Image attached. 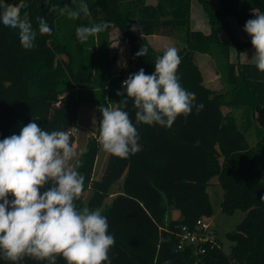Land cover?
<instances>
[{"label":"trees","instance_id":"16d2710c","mask_svg":"<svg viewBox=\"0 0 264 264\" xmlns=\"http://www.w3.org/2000/svg\"><path fill=\"white\" fill-rule=\"evenodd\" d=\"M83 2L90 15L81 13L78 19H69L59 8L49 12L51 4L46 0H24L27 7L21 9V17L26 12L37 33L31 49L21 46L18 30L0 23V141L19 135L23 126L36 122L49 132L66 131L72 145L80 102H96V132L87 137L72 163L79 161L76 170L84 177L83 191L74 203L78 210L99 209L107 217L108 233L115 238L109 252L111 264H264V73L253 62L230 57L233 51L238 58L251 45L239 38L230 19L245 26L249 19L264 13V0ZM194 2L206 16L208 32L189 28ZM0 3L16 5L20 0ZM52 3L78 10L81 0ZM37 17L45 19L50 35L39 33ZM102 22L109 24L105 31L84 43L77 39L78 27ZM114 29L127 44V72L113 66L120 51V46L111 49ZM183 29L186 45L178 50L181 63L177 76L185 90L195 93L192 111L178 116L170 128L136 124L137 109L133 100L127 99L122 81L141 68L146 74L154 73L156 58L164 52L152 47L148 35L179 37ZM221 32L227 34V40L221 39ZM141 47H147L148 52L138 57ZM194 52L215 60L225 84L222 91L212 92L204 85ZM113 104L129 113L140 150L126 159L108 154L101 176L93 179L102 119L98 109ZM200 104L202 110L197 108ZM222 107L241 109L245 127L256 120L254 145L248 144L231 110L225 113ZM212 176L222 188L221 211L245 212L235 229L226 233L232 241L231 251L226 254L216 236L217 244L205 243L202 253L191 246L177 249L179 226H192L197 218L211 214L206 187ZM114 185H118L116 191ZM50 187L46 184L41 193ZM8 199H13L11 194ZM172 208L180 210L179 218H171ZM0 264L12 262L0 258ZM19 264L48 262L25 257ZM56 264L66 261L60 256Z\"/></svg>","mask_w":264,"mask_h":264},{"label":"clouds","instance_id":"9594fccd","mask_svg":"<svg viewBox=\"0 0 264 264\" xmlns=\"http://www.w3.org/2000/svg\"><path fill=\"white\" fill-rule=\"evenodd\" d=\"M49 12L58 8L69 19L90 15L89 7L81 0L78 10L67 5L59 7L52 0ZM24 0L19 4L0 3V23L18 30L24 49L33 48L37 33L25 12ZM40 34H51L44 18L37 17ZM107 22L80 26L76 37L86 42L89 37L105 31ZM244 31L251 37L255 54L251 61L264 73V13L249 19ZM147 47H141L136 56H146ZM181 63L179 51L168 47L154 63L155 71L146 74L141 68L122 82L127 99L131 98L136 124L170 128L178 116L191 113L195 93L185 90L177 76ZM118 96L123 95L117 92ZM127 99L123 104L126 107ZM203 104L197 106L202 110ZM102 114L99 144L103 150L126 159L140 150L137 128L129 113L120 107L98 109ZM77 152L66 131H46L36 122L23 126L19 135L0 141V258L19 264L25 257L56 264L62 256L66 264H111L110 249L115 238L108 233L107 217L99 209L78 210L74 201L84 187V177L71 162ZM51 187L41 193L46 184ZM9 194L13 199H8Z\"/></svg>","mask_w":264,"mask_h":264},{"label":"rangeland","instance_id":"374dc122","mask_svg":"<svg viewBox=\"0 0 264 264\" xmlns=\"http://www.w3.org/2000/svg\"><path fill=\"white\" fill-rule=\"evenodd\" d=\"M148 2H155L156 0H147ZM216 2V0H211ZM202 8L196 2L192 3V14L190 18L189 28L191 29H199L205 32H208V21L206 20V16L201 10ZM230 23L234 31L238 34L239 38L245 41L251 42V37L244 31V26H239L236 24L234 20L230 19ZM134 30L138 31V28L134 26ZM186 29L179 31L178 34H174L171 36H161V35H148L147 40L152 45V47L159 51H165L168 47H175L178 50L186 45L183 41L185 37ZM111 49L113 50L115 47L120 46V51L118 53V57L114 60L113 66L122 70L123 72H127L129 70V65L127 63V44L121 41V37L116 29H114L111 33ZM220 37L222 40H227V34L224 32L220 33ZM255 54V49L252 44L243 50V52L235 57V53L231 52V60L238 59L242 62H252L251 59ZM193 60L198 65L202 77L203 83L207 87H209L212 92L222 91L225 88L224 81L222 79L221 74L216 71L215 60L205 54L200 52L193 53ZM111 107H116L113 104ZM223 112H227L231 110L232 115L235 117L236 124L240 130L245 135V138L249 145H254L257 141V131L256 120H252L249 124V127H245V115L241 111V109H235L231 107H222ZM97 127V103L91 101H82L79 105L78 115L76 123L73 127L74 132V142L72 144L73 148L77 152V156L84 149L87 137L90 135H94ZM99 139V138H98ZM107 152H105L102 146L99 144V149L95 158L94 168L92 172V178L98 179L101 176V173L105 167L107 157ZM76 158V157H75ZM74 158V159H75ZM74 161V160H73ZM73 161L71 163H73ZM118 185L113 186V190H117ZM207 194L209 197V202L211 204V214L209 216L204 217L206 221L210 222L211 228L216 232V237L226 254H229L231 251L232 241L228 239L226 236L227 232H230L235 229V226L242 220L245 215L243 210L237 209L232 214H226L220 209V201L222 199V188L218 183V179L216 176H212L209 179V183L206 187ZM88 195V193H86ZM85 195V196H86ZM109 199L105 200V203H108ZM170 216L172 218H179L180 210L177 208L170 209Z\"/></svg>","mask_w":264,"mask_h":264},{"label":"built area","instance_id":"2783aa9c","mask_svg":"<svg viewBox=\"0 0 264 264\" xmlns=\"http://www.w3.org/2000/svg\"><path fill=\"white\" fill-rule=\"evenodd\" d=\"M214 233V229L211 228L210 222L206 221L204 217H199L192 226L186 224L179 226L176 232L178 238L176 248L182 249L183 247L191 246L194 252L202 253L204 251L202 246L205 243H216L214 242Z\"/></svg>","mask_w":264,"mask_h":264},{"label":"water","instance_id":"95a60500","mask_svg":"<svg viewBox=\"0 0 264 264\" xmlns=\"http://www.w3.org/2000/svg\"><path fill=\"white\" fill-rule=\"evenodd\" d=\"M125 89H126V88H125ZM231 257H233V255H232ZM235 264H238V263L235 262Z\"/></svg>","mask_w":264,"mask_h":264},{"label":"crops","instance_id":"0c3cea01","mask_svg":"<svg viewBox=\"0 0 264 264\" xmlns=\"http://www.w3.org/2000/svg\"><path fill=\"white\" fill-rule=\"evenodd\" d=\"M228 111H230V110H228ZM171 218H172V216H171Z\"/></svg>","mask_w":264,"mask_h":264}]
</instances>
